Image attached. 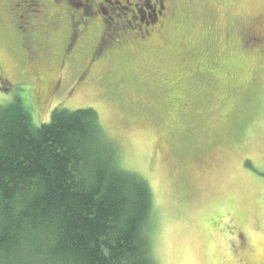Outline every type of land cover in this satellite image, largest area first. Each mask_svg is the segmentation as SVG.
<instances>
[{"label": "rangeland", "instance_id": "rangeland-1", "mask_svg": "<svg viewBox=\"0 0 264 264\" xmlns=\"http://www.w3.org/2000/svg\"><path fill=\"white\" fill-rule=\"evenodd\" d=\"M129 1L148 19L145 0ZM101 3L111 23L104 50L92 53L98 14L63 58L62 22L44 34L50 57L36 74L0 29V103L19 98L36 126L57 107L97 111L119 163L150 187L157 264H264V40L242 50L238 35L226 36L251 15L263 33L264 0H171L155 40L134 26L119 34L126 0ZM18 4L12 14L29 16L38 34L40 6Z\"/></svg>", "mask_w": 264, "mask_h": 264}, {"label": "trees", "instance_id": "trees-1", "mask_svg": "<svg viewBox=\"0 0 264 264\" xmlns=\"http://www.w3.org/2000/svg\"><path fill=\"white\" fill-rule=\"evenodd\" d=\"M151 211L96 110L57 107L36 126L19 98L0 103V264H157Z\"/></svg>", "mask_w": 264, "mask_h": 264}, {"label": "flooded vegetation", "instance_id": "flooded-vegetation-1", "mask_svg": "<svg viewBox=\"0 0 264 264\" xmlns=\"http://www.w3.org/2000/svg\"><path fill=\"white\" fill-rule=\"evenodd\" d=\"M20 0H0V29H5L7 34L12 36L15 42V49L18 50L21 57L30 64L33 74H36L35 64L41 58L44 62L47 57H50L49 42L46 40L44 34H48L51 28L59 26L62 22H67L69 28V34L67 35V42L65 44L62 57L66 58L69 49L73 48V42L76 37H81L88 31V24L91 21L89 18L96 15H100L101 29L98 33V40L94 44V50L92 53L104 50L102 40L109 37L107 33L111 23L107 21L106 9L103 8L101 0H87L86 8H83V4L80 2H73L72 0H22L24 9L26 12L32 8L30 5L40 6L42 10V22L38 34L35 33L36 28L33 25V21L29 16L12 14V10L18 8ZM151 1V4L148 2ZM110 2V1H109ZM127 4L131 6L120 8L117 15H115V23L119 34L126 30L128 26H134L138 33H141V38L148 36L147 40H155L159 36V32L164 27V21L173 12L170 10L169 3L171 0H145L144 4L150 10L148 19L140 14V10L137 7V3L134 1L126 0ZM80 12L76 15L75 10ZM138 12V17L132 15V13ZM15 15V16H14ZM22 18H25L23 26L21 24ZM261 24V19L258 16H248L247 19L240 20L235 27H230L226 30V36L230 39V35H238L237 44L240 43V48L245 50V47L255 42L264 40V32H259L258 26ZM157 25V26H156ZM25 27V28H24ZM27 27V28H26ZM114 32L113 34H115ZM184 62L185 59H190V54L184 53V51L174 49ZM104 52V51H103ZM93 56V55H92ZM41 62V63H42ZM0 81L6 83V77L2 67L0 66ZM55 89V88H54Z\"/></svg>", "mask_w": 264, "mask_h": 264}]
</instances>
